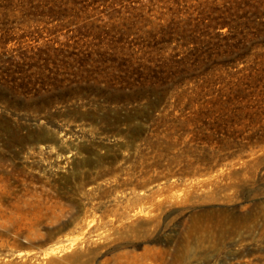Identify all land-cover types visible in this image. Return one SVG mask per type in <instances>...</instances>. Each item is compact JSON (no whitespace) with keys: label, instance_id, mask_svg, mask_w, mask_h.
I'll return each instance as SVG.
<instances>
[{"label":"rangeland","instance_id":"rangeland-1","mask_svg":"<svg viewBox=\"0 0 264 264\" xmlns=\"http://www.w3.org/2000/svg\"><path fill=\"white\" fill-rule=\"evenodd\" d=\"M0 264H264V0H0Z\"/></svg>","mask_w":264,"mask_h":264}]
</instances>
